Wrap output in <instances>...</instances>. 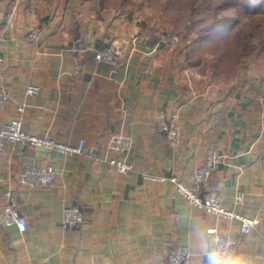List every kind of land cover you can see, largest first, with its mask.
Masks as SVG:
<instances>
[{"label":"crops","instance_id":"crops-1","mask_svg":"<svg viewBox=\"0 0 264 264\" xmlns=\"http://www.w3.org/2000/svg\"><path fill=\"white\" fill-rule=\"evenodd\" d=\"M140 21L102 0H0V86L10 94L0 103V124L19 118L31 134L69 146L84 139L88 148L84 156H61L17 144L0 154V264H170L179 245L191 247V264H214L207 254L211 227L239 241L232 264H264V87L215 83L191 62L190 42L155 49L140 36L162 30ZM36 28L40 36L30 41ZM76 38L83 51L66 52ZM109 46L120 53L115 68L94 59ZM30 86L39 90L28 96ZM162 110L179 115L177 148L156 131ZM114 135L133 141L134 172L120 174L106 162ZM211 146L225 160L206 190L257 221L248 234L238 220L191 206L169 180L144 177L185 179ZM29 166H53L56 181L22 185ZM5 192L27 219L24 233L2 223ZM238 192L245 194L240 205ZM75 206L85 221L66 231L64 211Z\"/></svg>","mask_w":264,"mask_h":264},{"label":"built area","instance_id":"built-area-1","mask_svg":"<svg viewBox=\"0 0 264 264\" xmlns=\"http://www.w3.org/2000/svg\"><path fill=\"white\" fill-rule=\"evenodd\" d=\"M40 36V29L36 28L28 33L30 41H37ZM144 42L152 41L155 49L159 46H174L180 42V36L170 33H144L140 36ZM4 37L0 36V42ZM66 52L77 54L83 51L82 39L76 38L65 49ZM94 59L97 63L106 64L112 68L119 65L121 57L115 46H109L103 50L95 52ZM82 65H78L76 71L79 72ZM39 88L30 86L26 95L31 96L38 92ZM10 100L9 92L0 86V103H6ZM25 104L19 103L18 110L23 112ZM156 131L164 136L167 143L173 148L181 145V125L177 113L168 114L162 110L158 114L156 122ZM31 145L38 148H44L61 156H84L88 154V148L84 139H81L76 146H69L58 142L50 136H38L25 130L21 119H13L7 123L0 124V154L3 153L9 145ZM133 141L125 135L112 136L109 143V153L112 157L106 162L115 167L120 174H127L135 171V165L129 160L133 150ZM225 160L222 151L215 147H208L204 153V159L200 166L191 169L185 179L178 177L166 178L152 174H144L146 179L165 182H172L178 193L193 207L200 208L206 213L213 215L217 219L238 220L241 222V232L250 233L257 225L254 218L242 216L233 209L226 208L222 203L221 195L216 191L206 190L213 171L219 167ZM57 170L53 166L39 167L29 166L22 170L20 182L33 188H41L52 185L57 178ZM6 205L2 213V223L6 226L15 225L20 232L28 230V222L17 207L15 197L11 192L3 194ZM245 194L238 192L235 200L240 205L244 202ZM85 221V215L82 208L75 206L67 208L64 211L62 227L66 231H75ZM208 257L214 264H232L236 250L239 247V241L221 233L218 228L211 227L206 230ZM235 245V246H234ZM193 252L189 245H179L175 247L169 255L170 264H191Z\"/></svg>","mask_w":264,"mask_h":264},{"label":"rangeland","instance_id":"rangeland-1","mask_svg":"<svg viewBox=\"0 0 264 264\" xmlns=\"http://www.w3.org/2000/svg\"><path fill=\"white\" fill-rule=\"evenodd\" d=\"M202 4L219 19L234 20L235 30L219 42L204 45V54L199 56L195 54L199 48L195 41L199 40L197 30L201 25L194 21L204 9ZM109 5L155 30H173L180 40L190 42L191 62L215 83L234 88L246 80L264 87V13L247 16L236 0H112Z\"/></svg>","mask_w":264,"mask_h":264},{"label":"trees","instance_id":"trees-1","mask_svg":"<svg viewBox=\"0 0 264 264\" xmlns=\"http://www.w3.org/2000/svg\"><path fill=\"white\" fill-rule=\"evenodd\" d=\"M110 1L112 0H102V3L104 6H110ZM236 3H238V6L242 8L247 16L251 14L254 15L257 13H264V0H236ZM232 5L233 4H231L230 7ZM201 7H204V9L202 13L198 14L197 21H194V24L201 25V28L197 30L199 40L195 41L199 47L195 50V54L199 56L204 54V45L209 44V42L212 41L219 42L228 35H231L233 30H235L234 20L231 18L219 19L210 7L205 6V4H202ZM160 32L177 34L173 30L167 28ZM190 49H192V46H190ZM188 56L191 58L190 55Z\"/></svg>","mask_w":264,"mask_h":264},{"label":"snow or ice","instance_id":"snow-or-ice-1","mask_svg":"<svg viewBox=\"0 0 264 264\" xmlns=\"http://www.w3.org/2000/svg\"><path fill=\"white\" fill-rule=\"evenodd\" d=\"M235 246V245H234Z\"/></svg>","mask_w":264,"mask_h":264}]
</instances>
